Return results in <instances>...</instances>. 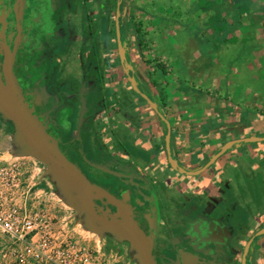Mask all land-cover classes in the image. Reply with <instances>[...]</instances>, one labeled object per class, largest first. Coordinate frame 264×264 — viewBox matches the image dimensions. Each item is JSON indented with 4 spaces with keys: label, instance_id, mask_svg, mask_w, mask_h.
I'll return each instance as SVG.
<instances>
[{
    "label": "rangeland",
    "instance_id": "rangeland-1",
    "mask_svg": "<svg viewBox=\"0 0 264 264\" xmlns=\"http://www.w3.org/2000/svg\"><path fill=\"white\" fill-rule=\"evenodd\" d=\"M12 1L0 0V29L2 22L5 24L14 18ZM123 2L124 48L130 58L126 69L144 79L149 87L153 85L156 59L166 63L168 74L181 72L196 79L208 71L225 74L227 83L236 82L233 88L235 94H242L241 100L250 88L252 93H257L264 122V0H248L247 10L236 0ZM51 3L53 8L44 14L32 33L34 42L24 46L27 57L21 58L18 65L23 94L55 142L88 179L136 209L138 195L133 193L127 198L122 191L127 187L126 181L102 170L105 164L93 158L90 140H79L80 127L76 124L79 99L74 89L79 85L76 78L80 73L89 77L103 75L108 87L128 89L130 95L134 93L115 47L118 0L111 1L105 32L100 27L91 29L83 1L52 0ZM24 16L25 10L20 14L22 23ZM100 17L92 15L98 25ZM214 19L221 23V29L214 26ZM135 25H139L143 33L145 47L142 50L136 47L134 40ZM96 43L97 50H94ZM0 57L3 61L1 52ZM154 79L160 81L156 76ZM9 123L0 111V163L22 164L33 173V182L38 183L35 192L45 204L56 244L88 255H95L97 251L104 256V264H143L117 210L106 201L88 197L79 190L71 179L39 157L17 128L8 134ZM139 207L135 216L141 220L140 226L147 233L159 264H188L191 255L186 256L185 248L189 241L184 240L181 247H177L171 240H153L149 224L143 218L145 208L141 204ZM105 220L123 230L113 228ZM240 258L236 264H240ZM2 263L6 262L0 256Z\"/></svg>",
    "mask_w": 264,
    "mask_h": 264
},
{
    "label": "crops",
    "instance_id": "crops-1",
    "mask_svg": "<svg viewBox=\"0 0 264 264\" xmlns=\"http://www.w3.org/2000/svg\"><path fill=\"white\" fill-rule=\"evenodd\" d=\"M24 1L26 9L33 5L41 14L53 8L52 0ZM81 1L91 29L105 32L112 0ZM93 14L101 16L100 25ZM134 40L139 48L135 33ZM134 76L164 105L171 154L187 172L200 170L228 142L264 137L257 93L250 88L241 100L233 88L236 82L227 83L225 74L208 71L196 79L172 72L159 78L160 92ZM77 79L79 140H90L93 158L105 164L103 171L126 181L122 191L127 198L138 195L136 209L144 206L153 238L171 240L177 247L189 241L188 264H236L238 257L242 264L247 243L264 228V142L234 146L203 174L183 175L168 159L163 124L135 92L108 87L99 74L80 73ZM127 205L141 225L136 209ZM247 263L264 264V236Z\"/></svg>",
    "mask_w": 264,
    "mask_h": 264
},
{
    "label": "water",
    "instance_id": "water-1",
    "mask_svg": "<svg viewBox=\"0 0 264 264\" xmlns=\"http://www.w3.org/2000/svg\"><path fill=\"white\" fill-rule=\"evenodd\" d=\"M120 0L116 9V40L120 63L125 70V74L132 86L134 92L139 95L156 112L160 120L167 126L166 150L171 165L181 174L187 176H199L208 170L220 157H222L230 148L241 144L263 143L264 137H251L239 139L226 143L216 155H214L200 170L196 172H187L173 158L171 154V126L168 119L158 111L157 105L145 93L141 92L137 86L135 76L126 69L125 48L121 38V29L119 27L121 17ZM21 35V28L19 27ZM0 49L3 51V61L0 57V111L15 128L20 132L28 146L41 158L55 167L59 173L71 179L75 185L88 197L106 201L115 208L128 228V234L131 242L141 256L143 264H159L152 253V244L147 233L141 228L133 215L131 208L120 198L106 190L105 188L92 183L81 169L62 151L59 145L47 130L44 122L39 115L24 101L23 89L19 78L15 72V62L18 52V45L11 48L6 42L0 40ZM113 228L123 230L105 220ZM264 236V228L258 231L247 243L243 256L242 264H247V257L254 241ZM155 238H153L154 240Z\"/></svg>",
    "mask_w": 264,
    "mask_h": 264
},
{
    "label": "built area",
    "instance_id": "built-area-1",
    "mask_svg": "<svg viewBox=\"0 0 264 264\" xmlns=\"http://www.w3.org/2000/svg\"><path fill=\"white\" fill-rule=\"evenodd\" d=\"M37 185L24 165L0 163V256L4 264H104V256L97 251L88 255L56 244L45 204L35 192Z\"/></svg>",
    "mask_w": 264,
    "mask_h": 264
},
{
    "label": "trees",
    "instance_id": "trees-1",
    "mask_svg": "<svg viewBox=\"0 0 264 264\" xmlns=\"http://www.w3.org/2000/svg\"><path fill=\"white\" fill-rule=\"evenodd\" d=\"M120 0H118V2H119ZM236 2L237 3H239V4H242L244 7H245V9L247 10L248 9V7H249V4H248V0H236ZM124 2H122V4H121V17H120V24H119V27H120V29H121V38H122V42H123V44L125 43V30H124V25H123V18H124ZM210 7H213L214 5L213 4H210L209 5ZM116 9H117V6H116ZM216 19H217V17H216ZM216 19H214V21H213V24H214V26L216 27V28H220V26H221V23L219 22V21H217ZM221 29V28H220ZM133 31H134V33H135V36H136V41H137V44H138V46H139V48L142 50L144 47H145V44H144V41H143V37H142V30H141V28H139V25H135L134 27H133ZM220 32H217V34H219ZM230 35V34H229ZM227 36V38H229L230 36ZM114 36H115V47L117 48V40H116V29H115V31H114ZM94 50H97V46H95L94 47ZM27 57V54H26V52L25 53H21V56L18 58V63L15 65V72L18 74L19 73V68H18V65H19V61L21 60V58H26ZM125 63H126V65L127 66H129V60H128V57H127V55L125 56ZM146 64H148L147 62H146ZM128 70V69H127ZM128 72L130 73V74H133L134 75V72L132 71V70H128ZM168 75V68H167V66L166 65H164L162 62H160V60L159 59H156L155 60V67H154V73L152 74V83H153V86L155 87V88H157V90L160 92V90H161V88H160V86H159V84H158V82H157V80L156 79H154L155 78V76L156 77H158V78H160V79H164L166 76ZM135 80H136V83H137V86H138V88H139V90L141 91V92H143V93H145L152 101H154L155 102V104L157 105V108H158V111L161 113V114H163L166 118H168V114H167V112L165 111V109H164V105H162V104H160L153 96H152V94L137 80V78L135 77ZM130 83V82H129ZM161 94H162V92H161ZM135 95H137L136 93H135ZM143 102H145L146 104H147V102L146 101H144L139 95H137ZM24 101L25 102H27V103H30V101L26 98V95H24ZM148 105V104H147ZM30 107H32V106H30ZM148 107L156 114V112L148 105ZM157 115V114H156ZM157 117H158V115H157ZM158 119L160 120V118L158 117ZM161 121V123L163 124V126H164V128H165V135H166V133H167V126H166V124L162 121V120H160ZM14 130H15V127H14V125L12 124V123H9V125H8V127H7V130H6V132L8 133V134H11V133H13L14 132ZM260 238V237H259ZM259 238H257L255 241H254V243H253V245H252V247H251V250H250V252H249V254H248V257H247V262L249 261V259H250V253H251V251H252V249H253V246L255 245V243L257 242V240L259 239ZM248 264V263H247Z\"/></svg>",
    "mask_w": 264,
    "mask_h": 264
},
{
    "label": "flooded vegetation",
    "instance_id": "flooded-vegetation-1",
    "mask_svg": "<svg viewBox=\"0 0 264 264\" xmlns=\"http://www.w3.org/2000/svg\"><path fill=\"white\" fill-rule=\"evenodd\" d=\"M13 1L12 2L14 7L13 8L14 18L5 21V24L2 22V26L0 29L1 32L0 40L6 42L11 48L18 45V52L15 62L16 65L18 63V58L21 56V53L26 52V48L24 47L25 44H27L28 47L34 42L35 38L33 37L32 33L36 28V24L42 22V19L44 18V14L38 13L37 7L35 6L33 7V5L30 6V9H26V4L24 0H13ZM23 10H25V16L23 18V23H22L20 22V14ZM41 25L43 24L41 23ZM19 27L21 28V35L19 34ZM4 28H6V32H3ZM0 52L1 55L3 56V51L1 49ZM19 73L18 74L16 73L18 78H19Z\"/></svg>",
    "mask_w": 264,
    "mask_h": 264
}]
</instances>
